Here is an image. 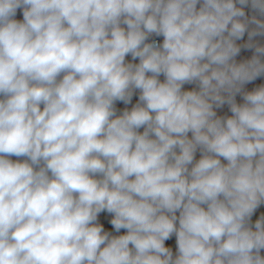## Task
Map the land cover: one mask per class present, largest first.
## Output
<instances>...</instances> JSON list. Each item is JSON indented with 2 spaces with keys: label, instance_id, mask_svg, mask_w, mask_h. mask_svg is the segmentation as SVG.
I'll use <instances>...</instances> for the list:
<instances>
[{
  "label": "clouds",
  "instance_id": "obj_1",
  "mask_svg": "<svg viewBox=\"0 0 264 264\" xmlns=\"http://www.w3.org/2000/svg\"><path fill=\"white\" fill-rule=\"evenodd\" d=\"M0 264H264V0H0Z\"/></svg>",
  "mask_w": 264,
  "mask_h": 264
}]
</instances>
